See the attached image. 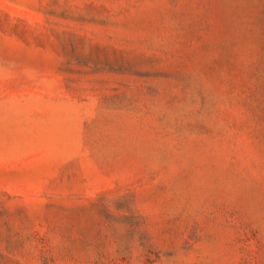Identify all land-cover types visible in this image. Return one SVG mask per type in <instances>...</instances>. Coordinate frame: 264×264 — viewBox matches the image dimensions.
I'll use <instances>...</instances> for the list:
<instances>
[{"label":"rangeland","instance_id":"rangeland-1","mask_svg":"<svg viewBox=\"0 0 264 264\" xmlns=\"http://www.w3.org/2000/svg\"><path fill=\"white\" fill-rule=\"evenodd\" d=\"M0 264H264V0H0Z\"/></svg>","mask_w":264,"mask_h":264}]
</instances>
